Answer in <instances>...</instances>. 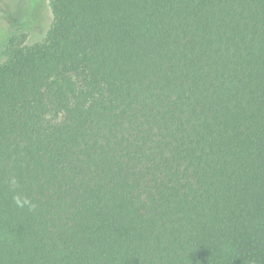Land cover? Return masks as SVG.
<instances>
[{"label": "trees", "instance_id": "trees-1", "mask_svg": "<svg viewBox=\"0 0 264 264\" xmlns=\"http://www.w3.org/2000/svg\"><path fill=\"white\" fill-rule=\"evenodd\" d=\"M50 8L0 63V264H264V0Z\"/></svg>", "mask_w": 264, "mask_h": 264}, {"label": "rangeland", "instance_id": "rangeland-1", "mask_svg": "<svg viewBox=\"0 0 264 264\" xmlns=\"http://www.w3.org/2000/svg\"><path fill=\"white\" fill-rule=\"evenodd\" d=\"M52 20L50 0H3L0 3V63L5 60L3 49L10 36L26 44L41 41Z\"/></svg>", "mask_w": 264, "mask_h": 264}]
</instances>
